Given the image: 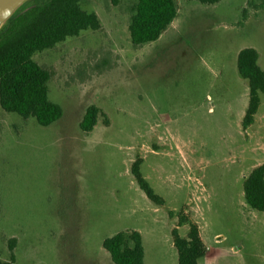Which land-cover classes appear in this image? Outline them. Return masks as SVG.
Instances as JSON below:
<instances>
[{
    "label": "rangeland",
    "instance_id": "obj_1",
    "mask_svg": "<svg viewBox=\"0 0 264 264\" xmlns=\"http://www.w3.org/2000/svg\"><path fill=\"white\" fill-rule=\"evenodd\" d=\"M174 1L160 39L133 46L134 0H80L100 29L33 56L62 116L40 126L0 108V260L14 239V264H113L102 241L136 231L144 264H176L183 215L207 249L200 264H264V212L242 190L264 164V96L242 130L248 88L234 62L256 46L264 71V0ZM136 160L163 205L138 188Z\"/></svg>",
    "mask_w": 264,
    "mask_h": 264
},
{
    "label": "trees",
    "instance_id": "obj_2",
    "mask_svg": "<svg viewBox=\"0 0 264 264\" xmlns=\"http://www.w3.org/2000/svg\"><path fill=\"white\" fill-rule=\"evenodd\" d=\"M214 4L219 0H196ZM128 23V34L133 46L156 41L177 15L174 0H134ZM250 3H248L249 5ZM245 15V9L243 10ZM100 23L95 13L80 6V0H27L0 28V108L23 118H33L40 126H49L62 116L59 105L48 99L49 72L33 61V56L53 48L68 38L84 31H97ZM258 54L252 48L241 49L236 57V71L245 80L248 102L241 120L245 130L253 123L260 98L264 96V71L257 64ZM97 107L86 108L79 129L90 132L96 123ZM139 160L131 166V174L147 200L156 206L163 199L154 193L141 175ZM246 205L264 212V164L252 169L242 183ZM187 224L184 238L171 231L172 245L177 254L176 264H200L206 256L198 228L180 215L178 226ZM14 239L8 241L9 259L0 264H14ZM102 248L113 264H144L142 238L136 231L117 232L102 241Z\"/></svg>",
    "mask_w": 264,
    "mask_h": 264
},
{
    "label": "water",
    "instance_id": "obj_3",
    "mask_svg": "<svg viewBox=\"0 0 264 264\" xmlns=\"http://www.w3.org/2000/svg\"><path fill=\"white\" fill-rule=\"evenodd\" d=\"M27 0H0V28L7 19Z\"/></svg>",
    "mask_w": 264,
    "mask_h": 264
},
{
    "label": "crops",
    "instance_id": "obj_4",
    "mask_svg": "<svg viewBox=\"0 0 264 264\" xmlns=\"http://www.w3.org/2000/svg\"><path fill=\"white\" fill-rule=\"evenodd\" d=\"M170 24H171V23H170ZM170 24H169L168 27L162 32V34L165 33V31L169 28ZM162 34L159 36V38H158L156 41H158V40L160 39V37L162 36ZM154 42H155V41H154ZM250 48L254 49V50L257 52V54H258V58H259V52H258V50H257V47H256V46H251ZM239 51H240V50H239ZM239 51H236V52L234 53L235 67H236V57H237V54H238ZM257 61H258V59H257ZM257 64H258V63H257ZM233 65H234V64H233ZM258 66H259V65H258ZM246 102H248V90H247V94H246V96H245V103H246ZM246 106H247V103H246ZM246 106H245V108H244V110H243V112H242V117H243V115H244V112H245ZM241 120H242V119H241Z\"/></svg>",
    "mask_w": 264,
    "mask_h": 264
}]
</instances>
